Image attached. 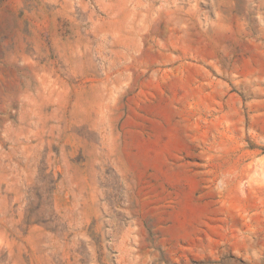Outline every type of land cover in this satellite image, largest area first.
<instances>
[{"label": "rangeland", "instance_id": "374dc122", "mask_svg": "<svg viewBox=\"0 0 264 264\" xmlns=\"http://www.w3.org/2000/svg\"><path fill=\"white\" fill-rule=\"evenodd\" d=\"M0 264H264V0H0Z\"/></svg>", "mask_w": 264, "mask_h": 264}]
</instances>
